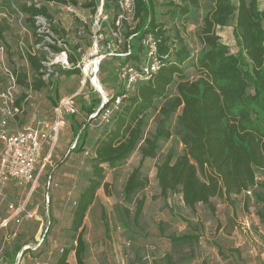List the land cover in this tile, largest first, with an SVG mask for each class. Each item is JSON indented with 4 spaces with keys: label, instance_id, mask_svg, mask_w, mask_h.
Wrapping results in <instances>:
<instances>
[{
    "label": "trees",
    "instance_id": "16d2710c",
    "mask_svg": "<svg viewBox=\"0 0 264 264\" xmlns=\"http://www.w3.org/2000/svg\"><path fill=\"white\" fill-rule=\"evenodd\" d=\"M50 1L60 5L78 4V0H36L40 3L37 6L32 0L19 5L28 29L39 41L42 37L35 23L38 14L47 18L50 29L65 33L57 28L49 12L47 3ZM164 1L171 7L169 14L173 18L196 7L198 0ZM209 1L211 8L203 16L199 33L202 47L193 62L183 38L168 34L165 24L157 18L156 2L134 0V16L130 23L123 22L122 48L118 50L111 46L110 50H104L105 54L112 51V54L105 55L112 59L123 58L116 68L120 89L116 94L107 96L102 105L101 98L97 96L82 106L87 116L94 113L90 119L108 110L106 120L100 124V134L90 143L87 141L86 121L79 122L75 112L63 114L71 120L70 128L76 140L73 151L81 152L88 144L92 154L87 158L88 169L81 172L84 183L74 200L70 224L64 228L70 244L63 246L55 264H71L68 261L71 252L75 264H87L88 244L84 238L83 219L96 191L105 185L104 165L118 166L135 149H139V163L128 174L122 190L124 203L134 202L133 217L136 219L144 204V197L138 198V194L148 184L142 163L146 158L155 157L162 143L173 134L182 144V150L177 152L171 146L155 165L160 195L178 193L183 206L191 213L195 212L198 204L204 205L211 213L215 209L214 198L228 200L253 186L256 171L264 166V0ZM98 3L99 0H85L81 5L92 7L95 12ZM102 12L107 13L111 28L115 29L116 0H103ZM232 18V33L238 46L236 53L230 52L215 31L217 26L229 25ZM82 24L85 26V23ZM148 33H152L157 40L162 64L151 78L135 83L128 90L118 77V69L124 63L138 65L142 61L144 46L141 41ZM62 43L69 44L67 40ZM48 46L52 52L66 49L70 66L60 68L58 65L60 74L71 76L81 73L76 66L81 58V53L76 51L77 43L70 45L69 51L67 45L64 48L55 42L48 43ZM0 49V52L4 50L2 44ZM46 53L27 51L28 68L9 69L16 85L33 90L47 85L42 63ZM101 64L102 60L98 69ZM189 65L196 68L198 76L188 77L186 69ZM54 87L57 88V83ZM117 97L119 101L115 104ZM50 99L54 106L57 105L55 98ZM14 105L19 110L17 98ZM151 111H156L155 125L153 131L145 135ZM246 196L256 197L258 202L264 203V182ZM123 224L128 226L127 222ZM198 238L195 231L168 235L173 248L192 246ZM21 245H15L13 256ZM151 264H178V261L173 259L171 252H166L161 258H154Z\"/></svg>",
    "mask_w": 264,
    "mask_h": 264
},
{
    "label": "rangeland",
    "instance_id": "374dc122",
    "mask_svg": "<svg viewBox=\"0 0 264 264\" xmlns=\"http://www.w3.org/2000/svg\"><path fill=\"white\" fill-rule=\"evenodd\" d=\"M30 1L32 0H0V44L4 46V50L0 52V92L8 83V71L13 67L28 68L27 51L40 53L44 51L38 45L41 42L28 29L25 17L19 10L21 3ZM84 1L78 0L77 5L70 4L76 8L79 15L64 11L59 7L60 4L55 2L47 3L57 28L65 32L63 34L51 28L60 40L58 46H64L62 42L65 40L70 45L74 43L78 45L76 51L81 53V58L76 66L80 68L81 73L63 76L59 72L58 65L53 64L50 66V74L44 78L47 85L40 90L17 85L14 97L18 99L20 108L8 119L9 130L14 131L25 125L53 123L56 120L55 106L59 104L61 98L70 96L76 108L75 118L79 122L86 121L87 123V141L93 142L100 134V124L105 120V114L90 119L82 106L89 104V100L93 97L98 96L101 100L103 99L102 94L90 82L91 76L94 75L93 60L100 59V54L104 53L105 41H109L111 46L118 50L122 48L123 24L120 28V35L115 37L111 33L115 29L111 28L109 16L106 21H101L97 16L101 0L95 12L92 11V7H83L81 4ZM154 1L159 21L165 24L168 34L172 37L179 35L183 38L190 50V59L195 62L202 47L199 33L203 25V16L210 10L211 1L198 0L196 7L180 17L173 18L169 14L171 7L165 5L164 0ZM79 16L87 20L85 26ZM95 20L99 25L97 28L104 33L102 40L98 42L97 51L93 47L92 28ZM233 24L234 19L232 18L229 25L217 26L215 31L221 41L228 46L230 52L236 53L238 46L232 33ZM79 29H82L81 32ZM69 44L66 43L68 51ZM47 57L50 56L46 53L43 61L48 63L50 58ZM101 60L102 64L98 69ZM101 60L95 73L105 96H111L120 89L119 80L116 78V68L123 58L112 59L110 56H105ZM43 65L46 69L47 65L45 63ZM19 70L16 72L18 73ZM186 71L189 78L198 76L193 65H189ZM55 83H57L56 89ZM50 97L55 98L57 105H53ZM155 118L156 111H151L145 127V135L153 131ZM70 124L71 120L64 115L59 132L54 134L56 135L55 142L50 157L44 161L47 150L44 149L41 152L35 172L41 169V173L34 189H30L28 185L15 186L11 182L4 189L3 211L0 217L8 216L9 213L6 210L8 203L23 205L25 210L19 215L18 220L12 219L7 228L0 229V254L8 261L14 258L12 251L16 244H22V247L24 244L33 245L41 240L39 248L30 253L29 257L24 256L21 264H41L44 261L48 264H55L63 246L70 244L64 228L70 224L74 200L84 183L81 172L88 169L87 158L92 154L88 144L81 152L73 151L76 140L73 138ZM171 146L177 152L182 150V144L178 142L175 134L162 143L155 157L146 158L142 163L143 170L148 177V184L138 194V198L144 197V204L136 219L133 217L134 202L124 203L122 190L128 174L139 163V149H135L118 166L104 165L105 185L96 191L94 201L83 219L84 238L88 244L87 264H151L154 258H161L166 252H171L178 264H195L196 255H201L198 242L192 246L173 248L168 239V235L172 233L194 231L198 237H202L200 240L222 241L232 245L231 248H235L236 244L244 248L251 244V252L246 251L245 256L254 252L257 254L264 252V203L258 202L256 197H247V194L241 193L233 199L226 201L224 199L232 207L233 203L236 206L232 217H226L223 215V209L227 207V204L223 202V198H217L216 202L220 205L215 207L216 209L209 215L210 211L202 204L196 205L195 212L191 213L192 211L183 206L178 193L160 195L155 178V165ZM200 176L203 178L202 174ZM48 180H50L49 185H47ZM218 220H221L223 224ZM124 222H127L128 226H125ZM189 222L192 225H189ZM199 231L202 233L200 234ZM231 248L227 249L231 250ZM204 251L209 256H215L217 247L207 248ZM236 255L239 256L238 253ZM68 261L75 264L73 252L69 254ZM252 264H264V256Z\"/></svg>",
    "mask_w": 264,
    "mask_h": 264
},
{
    "label": "built area",
    "instance_id": "2783aa9c",
    "mask_svg": "<svg viewBox=\"0 0 264 264\" xmlns=\"http://www.w3.org/2000/svg\"><path fill=\"white\" fill-rule=\"evenodd\" d=\"M35 5L39 6L40 3L34 0ZM102 2L98 6L97 16L101 21L107 20V13L102 12ZM118 5V13L115 19V31L111 33L118 37L120 35V28L124 21H131L134 16V0H116ZM61 9L66 12L79 15L74 6L70 4L59 5ZM79 19L86 23L87 20L83 16H79ZM100 21V20H99ZM35 23L38 26V33L42 37L39 42L40 47L47 52L50 57L49 62L42 61L47 65L45 69L44 78L50 73V66L53 64L60 65L61 67H69L70 64L67 60L66 49L59 52H52L48 46V43L60 44V40L55 36L54 32L50 29V23L44 15L38 14L35 16ZM99 25H97V20H95L93 25V47L97 51L98 42L103 37V32H101ZM81 32V31H80ZM142 45L144 46V56L142 61L138 65H133L130 63L122 64L118 69V77L123 82L126 89H132L133 85L139 81L148 80L151 78L152 74L155 73L161 66V58L158 52V44L156 38L152 33L146 34L142 39ZM63 44V43H62ZM66 47L65 44L63 46ZM107 50L111 49V43L107 42L105 44ZM1 50V49H0ZM106 54H112V51ZM105 53L100 54V61L105 55ZM124 55V53H121ZM97 71V69L94 71ZM8 83L0 92V214L3 211L2 205L4 203V189L9 182L13 183L15 186H29L30 189H34L41 169L37 173L36 165L39 162V156L41 152L46 149L47 153L44 159L47 160L51 155V149L55 142L54 134L57 133L59 126L63 121L64 113H73L76 111L74 102L70 96L61 98L59 104L54 108L56 114V120L53 123H40L39 125H25L14 131L8 129V119L12 117L18 108L14 105L15 97L14 91L16 89V82L13 74L8 71ZM108 99L105 96L102 99L101 105ZM119 101L117 97L115 104ZM108 110L104 113V118L106 120L108 115ZM91 114L90 116H93ZM43 167V165H42ZM261 182H264V166L258 169L255 173L254 184L252 187L245 190L243 193L251 195L252 190ZM50 180H48L47 185H49ZM6 210L9 213L8 216L0 217V229L6 228L9 222L14 219L18 220L19 215L24 212L23 205H14L13 203H8ZM41 240L34 243L33 245L24 244L21 249L15 254L13 260L9 262L0 254V264H21L23 257H29L30 253L35 252L39 248ZM25 252V253H24ZM41 264H48L47 261Z\"/></svg>",
    "mask_w": 264,
    "mask_h": 264
},
{
    "label": "crops",
    "instance_id": "0c3cea01",
    "mask_svg": "<svg viewBox=\"0 0 264 264\" xmlns=\"http://www.w3.org/2000/svg\"><path fill=\"white\" fill-rule=\"evenodd\" d=\"M234 196L236 197L237 195H234ZM234 196H232L231 198L233 199ZM213 200H214L215 207L220 205L219 203L216 202L217 198H214ZM225 201L223 200V202L225 204H227V207L223 209V215H225L226 217H229V216L232 217L233 211L236 208V206H234L235 203H233V207H232V205L228 204ZM209 215H211V213ZM199 216H201V215H199ZM200 221H202L201 218H200ZM218 222L223 224V222L221 220H218ZM189 223H190L189 225H192L191 222H189ZM199 233L201 234L202 231H199ZM200 238H202V237L199 236V238H198V247L200 249L201 255L200 254H199L200 256L196 255V260H194L195 264H212V263H216V264H252L253 262H258L264 256V252H262V253L260 252L259 254H257V252H254L252 254H246L247 256H245L244 253H246V251H250L251 244H248L250 246H248V247L245 246V248L242 246L238 247L236 244V245H234L235 248H231L232 245H228L227 243H224L222 241L221 242L210 241V240L204 241V240H200ZM214 247H217V253L215 256H212V255L209 256L208 254L205 253V251H204L205 249L214 248ZM228 247H230L231 250L227 249ZM247 248H248V250H247ZM237 253L239 254V256L236 255Z\"/></svg>",
    "mask_w": 264,
    "mask_h": 264
},
{
    "label": "bare ground",
    "instance_id": "6f19581e",
    "mask_svg": "<svg viewBox=\"0 0 264 264\" xmlns=\"http://www.w3.org/2000/svg\"><path fill=\"white\" fill-rule=\"evenodd\" d=\"M98 60H99V58H95L94 60H93V63H94V65H93V71H95L96 69H97V62H98ZM87 67H88V64L86 65ZM90 82L92 83V85L96 88V89H98V90H100V92L104 95V97H105V93H104V90H103V88H102V86L100 85V83H99V81H98V78H97V76H96V73H95V76H92L91 78H90Z\"/></svg>",
    "mask_w": 264,
    "mask_h": 264
},
{
    "label": "water",
    "instance_id": "95a60500",
    "mask_svg": "<svg viewBox=\"0 0 264 264\" xmlns=\"http://www.w3.org/2000/svg\"><path fill=\"white\" fill-rule=\"evenodd\" d=\"M99 63V61L97 62V64ZM95 76V74L93 75ZM92 77V76H91ZM98 90V89H97ZM100 92V90H98ZM101 93V92H100ZM102 94V93H101ZM102 97L104 98V95L102 94Z\"/></svg>",
    "mask_w": 264,
    "mask_h": 264
}]
</instances>
